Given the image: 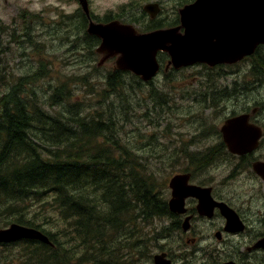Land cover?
Returning a JSON list of instances; mask_svg holds the SVG:
<instances>
[{
	"label": "rangeland",
	"instance_id": "obj_1",
	"mask_svg": "<svg viewBox=\"0 0 264 264\" xmlns=\"http://www.w3.org/2000/svg\"><path fill=\"white\" fill-rule=\"evenodd\" d=\"M185 1L90 0L91 11L100 20L109 12L112 18H135L133 25L141 30L152 26L149 18L141 14L144 5L159 2L162 10L157 18L164 25ZM129 4L132 9L127 7ZM120 8H125L123 16ZM78 9L74 0H0V88L7 89L24 78L26 95L48 113L79 103L86 116L98 114L110 119L119 143H125V148L129 147L136 157L141 155L142 159L135 158L136 163H143L152 173L154 183L165 197L169 195L168 182L174 174L192 172L195 177L203 171L201 174H213L220 191L230 189L244 203L249 217V210H264L262 183L251 171L252 162L264 161V134L259 149L251 157L239 161L230 157L229 182L219 133L228 117L229 83L230 117L254 112L251 122L264 131V47L254 58L258 70L255 77L250 73L254 65L251 56L230 67L209 69L196 65L178 73L162 72L150 83L126 72L120 74L118 90L111 94L107 78L114 70V59L100 64L94 49H88L90 40L86 39ZM55 91H63V97L56 100L61 106L51 107ZM220 91L225 92V99L219 97ZM207 146H214L215 152L211 157H200L198 151H208ZM190 155H195L197 161L191 162ZM19 212L46 229L52 226L47 221H57L53 209L41 208L37 202L18 207L15 213ZM150 224L143 228L147 236L168 222ZM171 246H175L173 241ZM19 252L0 249V263L4 258L10 263L17 262ZM159 252L152 249L139 262L135 257L129 259L135 264H153L152 256Z\"/></svg>",
	"mask_w": 264,
	"mask_h": 264
},
{
	"label": "trees",
	"instance_id": "obj_2",
	"mask_svg": "<svg viewBox=\"0 0 264 264\" xmlns=\"http://www.w3.org/2000/svg\"><path fill=\"white\" fill-rule=\"evenodd\" d=\"M85 36L93 50L99 41ZM261 49L251 57L254 77V58ZM124 73L114 70L108 75L111 94ZM26 84L19 78L7 89L0 88V227L15 223L37 229L51 245L35 240L1 244L6 252L19 249L20 258L12 263L4 258L0 264H135L131 257L139 262L150 250H162L174 227L161 226L149 236L145 227L151 221L172 222L174 215L152 173L136 163L141 155L136 157L119 143L110 119L86 116L79 103L48 113L26 95ZM62 93L54 92L51 107L61 106L56 100ZM219 97L225 99V92ZM189 159L197 161L195 155ZM28 202L49 206L57 221H47L52 226L46 229L24 213H15Z\"/></svg>",
	"mask_w": 264,
	"mask_h": 264
},
{
	"label": "water",
	"instance_id": "obj_3",
	"mask_svg": "<svg viewBox=\"0 0 264 264\" xmlns=\"http://www.w3.org/2000/svg\"><path fill=\"white\" fill-rule=\"evenodd\" d=\"M88 18L86 33L100 40L95 52L100 64L114 58L115 69L129 72L143 82L151 81L159 71L157 54L169 57L168 65L175 70L195 64L208 67L233 65L251 56L264 45V0H194L178 10L179 25L140 33L132 25L119 21L106 24L90 19L87 0H78ZM143 11L154 19L159 13L156 3L147 4ZM250 114H241L226 120L220 128L224 144L230 153L244 156L259 144L262 131L249 122ZM253 172L264 183V162L252 163ZM188 175H176L169 181L172 213L184 212V200L198 198L201 189L187 184ZM230 212V213H229ZM230 226L238 223L232 211H223ZM187 221H184V228ZM19 240H36L51 245L39 230L11 224L0 230V244ZM153 264H171L166 254L153 256Z\"/></svg>",
	"mask_w": 264,
	"mask_h": 264
},
{
	"label": "flooded vegetation",
	"instance_id": "obj_4",
	"mask_svg": "<svg viewBox=\"0 0 264 264\" xmlns=\"http://www.w3.org/2000/svg\"><path fill=\"white\" fill-rule=\"evenodd\" d=\"M74 1L78 4V0ZM191 1L192 0L188 2L185 1L182 5L191 3ZM87 2L90 10V17L96 23L105 24L111 21H120L125 24L130 22L136 23L137 21L135 18L128 20H123L122 17L118 16L112 18V15L107 19L100 20L97 17V19H94L95 15H93L91 11V2L90 0H87ZM158 5L162 10V6L159 2ZM78 10L82 15L83 26L86 29L88 18L82 14L81 9ZM177 11L178 8L176 9V13L173 14L172 20L167 19V23L164 24L166 28L179 25ZM132 19H135V21H132ZM158 19L157 17L154 19L149 18V21L151 23L154 21L157 22ZM153 27H155V25L146 28L151 29ZM157 62L159 65L158 75L162 72L165 75L178 73L180 70L196 66L194 65L176 71L172 66L168 65V55L161 52L157 54ZM214 68H218V66ZM228 101L229 108L227 119L230 120V83ZM205 148V150H209L198 151L200 157H205L207 155L211 157L212 153L215 152V147L207 146ZM223 149L225 150V164L230 182V157L235 156L231 155L230 149L225 146H223ZM239 160L240 158L237 157V161ZM184 173L186 172L176 173L174 175ZM201 173H203V171H201ZM201 173L195 176L196 178L189 173L188 185L197 186L201 189L202 193L198 198L190 197L185 199L183 213H171L174 215L172 217V222L174 224L171 221H167V227H174V235L172 238L169 236L164 239L163 251L161 252L166 254V259H168L171 264H264V210L258 209L254 212L249 210L251 213L249 217L245 212L246 206L244 207V203L239 202L232 192H230V189L225 192L220 191L216 185L218 181L213 177V174L208 175ZM253 175L259 182L261 181L254 173ZM260 183H262V190L264 192V183L262 181ZM169 196L170 191L168 197ZM230 210L238 217V223L235 226H230V223L223 214V211ZM184 221H187V227L185 228ZM171 241L175 243V246H171ZM173 253H179V255L175 257Z\"/></svg>",
	"mask_w": 264,
	"mask_h": 264
}]
</instances>
